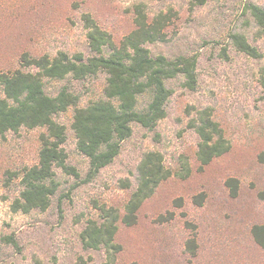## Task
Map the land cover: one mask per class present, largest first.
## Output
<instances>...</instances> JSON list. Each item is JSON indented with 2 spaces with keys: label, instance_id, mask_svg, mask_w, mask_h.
Wrapping results in <instances>:
<instances>
[{
  "label": "rangeland",
  "instance_id": "rangeland-1",
  "mask_svg": "<svg viewBox=\"0 0 264 264\" xmlns=\"http://www.w3.org/2000/svg\"><path fill=\"white\" fill-rule=\"evenodd\" d=\"M249 3L264 7V0L196 6L189 0H0L2 71L30 70L20 63L23 53L89 55L84 15L117 43L133 29L137 4L148 18L170 11L166 39L146 44L151 55L196 56L195 88L183 87L180 78L169 81L165 116L152 129L132 123L117 156L90 178L71 128L73 107L55 116L65 127L66 164L77 176L55 168L58 186L45 210L11 208L20 189L16 173L36 162L43 129L0 134V264H74L79 256L102 264L104 249L85 248L81 231L100 217L101 206L123 211L136 187V166L150 150L161 154L171 174L142 202L135 224L118 228L114 264H264V249L251 232L264 223V35ZM230 32L243 34L260 56L237 50ZM66 84L85 105L102 95L105 74L45 79L44 89L53 95ZM205 108L229 148L203 165L192 121ZM229 178L237 181L234 194Z\"/></svg>",
  "mask_w": 264,
  "mask_h": 264
},
{
  "label": "trees",
  "instance_id": "trees-1",
  "mask_svg": "<svg viewBox=\"0 0 264 264\" xmlns=\"http://www.w3.org/2000/svg\"><path fill=\"white\" fill-rule=\"evenodd\" d=\"M207 0H189L201 5ZM258 31L264 35V7L249 3L246 6ZM134 27L117 43L88 15H84L89 55L80 52L68 54L57 51L54 55L30 56L23 53L20 63L30 70H0V134L17 131L21 127L43 130L39 133L37 160L23 166L16 176L20 189L11 204L13 211L45 210L58 183L55 168L60 167L77 176L66 164L63 146L65 127L55 116L73 107L71 128L76 148L88 159L87 178L109 164L119 153L123 140L131 135L132 123L152 129L166 114V102L172 93L169 81L181 79L189 90L196 86V56L163 54L151 55L147 43L164 41L171 16L170 11L148 18L140 4L135 5ZM233 46L251 57L260 56L255 46L238 32L228 35ZM105 74L102 95L85 105H79L78 96L70 87L62 85L53 95L44 89L45 79L83 81L97 73ZM144 101H141L143 100ZM199 142L197 155L201 164L225 153L229 146L218 123L209 109L196 113L192 121ZM157 151H146L136 166V187L129 195L123 211L101 206L100 217L90 219L81 231L85 248H103L102 264H114L121 245L115 241L120 225L131 226L137 220V211L159 183L170 176ZM231 192L237 181H227ZM254 240L264 249V223L253 225ZM74 264H89L79 256Z\"/></svg>",
  "mask_w": 264,
  "mask_h": 264
}]
</instances>
